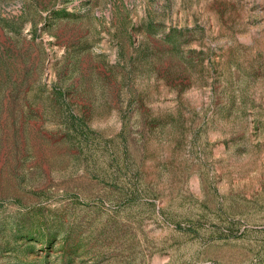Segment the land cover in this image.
Segmentation results:
<instances>
[{"label": "rangeland", "instance_id": "1", "mask_svg": "<svg viewBox=\"0 0 264 264\" xmlns=\"http://www.w3.org/2000/svg\"><path fill=\"white\" fill-rule=\"evenodd\" d=\"M0 264H264V0H0Z\"/></svg>", "mask_w": 264, "mask_h": 264}]
</instances>
